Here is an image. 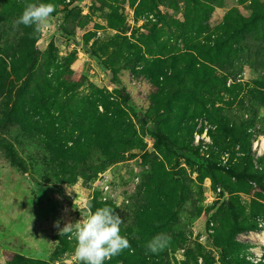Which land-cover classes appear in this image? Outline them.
<instances>
[{
    "label": "rangeland",
    "instance_id": "rangeland-1",
    "mask_svg": "<svg viewBox=\"0 0 264 264\" xmlns=\"http://www.w3.org/2000/svg\"><path fill=\"white\" fill-rule=\"evenodd\" d=\"M257 1L42 0L54 12L35 34L33 71L31 51L17 45L32 28L14 26L18 11L2 16L0 264H82L54 223L105 204L134 251L104 264H264V175L249 178L264 154V21L251 33L234 27L238 15L264 9ZM219 39L239 50L231 75L215 66L217 49L205 54ZM167 54L195 57L211 80L201 86L175 72L184 64L164 63ZM157 127L177 155L160 145ZM164 179L182 181L187 199L161 230L149 189ZM134 207L144 215L128 228ZM237 225L257 229L233 236ZM158 233L170 240L154 254L146 244Z\"/></svg>",
    "mask_w": 264,
    "mask_h": 264
},
{
    "label": "trees",
    "instance_id": "trees-1",
    "mask_svg": "<svg viewBox=\"0 0 264 264\" xmlns=\"http://www.w3.org/2000/svg\"><path fill=\"white\" fill-rule=\"evenodd\" d=\"M2 3V7L3 10H0V22L1 24L5 23V19L2 16H6V19L8 20L7 17H9V15H14L15 13H17L20 15L22 13V8H19L18 6V1L19 0H0ZM23 1V0H21ZM29 2H42V0H24V3H29ZM212 3V2H211ZM259 1L255 0L254 4H258ZM23 4V6L25 5ZM239 19L236 21H234V27L237 28L238 30L240 29L242 32L241 33H248V32H252L251 30L256 27L257 25H259L260 22L264 21V9H255L253 10L252 14L250 16L252 17H241L240 15ZM9 21V20H8ZM33 36V37H32ZM22 43L23 45H19L17 44L20 48H24L25 51H27L26 53H28V51H31L28 54V62L29 65L32 66V71L35 69V66L37 64V57L36 55V51L33 50V46L36 40L35 34H33V30L30 29L28 31L27 35H24V37L22 38ZM218 46L216 48H214L213 50H208L206 49L205 54L207 55L208 53L214 51L215 49H217L221 54L222 58L220 59V61L218 62V64H216L215 66L218 67L221 71H225V73H227L228 75H231V72L229 73V69L232 70L233 64V56H237L239 55V50L238 49H233V45L234 43L232 42V39H227V41H224V39H219L218 40ZM230 42V43H229ZM225 43V44H224ZM32 49H29L31 48ZM209 48V47H207ZM212 49V48H209ZM247 50L248 48L244 47L243 48V52H245V50ZM167 58L161 60V61H165L164 63H168L170 61H174V62H181L182 64H184V67L182 69H179L177 66H173V69L175 70V72L177 71H183L185 73H189L196 82L200 83L201 86H204L205 83H203V81H209L211 80L209 74L207 72H205L204 68H205V64H201V62L199 63L198 60L191 56L189 57L185 62L184 61H180L178 60L179 58H175L173 56H169V54L167 55H163ZM26 61V60H24ZM230 61V62H229ZM225 63L228 64V67L225 66ZM29 65L26 68V72H29ZM198 66H202V68L197 67ZM191 66V67H190ZM188 69H190L191 71H189ZM234 69V68H233ZM214 80H217V78L215 77ZM214 87H213V94L215 95V89L217 87V84L223 83V81L221 79H218V83H214L212 81ZM225 84V83H224ZM123 97L125 98V100H129L130 97L128 94H123ZM105 109L108 111V107L109 105H106L105 103H103ZM112 106H114V109L112 110V112L116 113L118 112V108L117 105L112 104ZM155 137L158 139V141L161 143L160 145L163 146L167 153L169 154H174L177 155L175 152V148L173 146V144H166L167 143V138L166 136L162 133L160 128H156L155 129ZM184 149L191 151L194 155H198L199 154V149H195L190 147L188 144H184ZM63 151V150H62ZM250 159V157L248 158ZM16 161V160H15ZM159 164V163H158ZM165 176L166 178H169V176L171 175V172L165 171ZM262 175H264V170L263 171H258L256 172V174H252L251 176H249L250 179H253L255 181H258L261 179ZM167 179L164 180H160L157 181V185L155 184V190L150 191L149 189V196L151 194L153 195V199L156 200V202L158 203V205L162 206V211H161V215L163 217V219L160 222H163L161 224V230L162 228H165L167 225V221L168 218H166V216L169 217V215L173 214L174 209L178 208V209H183V206L186 202V195H181L182 193V189L184 186V183H182V181L180 180H171V184H174V187L172 185L168 186L166 185V181ZM144 214L141 212V208H132L130 215H128L126 217V219L128 220V228L134 226L135 224V220L136 218H140L141 216H143ZM158 215V212H157ZM136 226V225H135ZM137 227V226H136ZM257 228L254 226H239L237 225L234 232H233V236L236 235H240L243 234L245 232H250V231H254ZM15 264V263H14Z\"/></svg>",
    "mask_w": 264,
    "mask_h": 264
},
{
    "label": "clouds",
    "instance_id": "clouds-1",
    "mask_svg": "<svg viewBox=\"0 0 264 264\" xmlns=\"http://www.w3.org/2000/svg\"><path fill=\"white\" fill-rule=\"evenodd\" d=\"M53 12L54 6L51 3H26L22 13L14 21V26L23 25L32 28L33 34H42L48 28ZM65 188L67 195L71 196L73 190L69 185ZM78 210L81 219L68 221L63 227L60 226V221H56L54 227L61 236L68 235L76 242L75 255L82 264H104L126 249L134 251L129 239L121 234V216L111 206L105 204L93 210L89 205L86 209ZM169 240L170 237L165 233H158L147 242L146 248L154 254L158 253L167 247Z\"/></svg>",
    "mask_w": 264,
    "mask_h": 264
},
{
    "label": "built area",
    "instance_id": "built-area-1",
    "mask_svg": "<svg viewBox=\"0 0 264 264\" xmlns=\"http://www.w3.org/2000/svg\"><path fill=\"white\" fill-rule=\"evenodd\" d=\"M263 156H264V154H262L261 151H259L258 154H257V156L255 157V160H256L255 162H256V164H257V167H258L261 171L264 170V161H263V162L260 161V158L263 157Z\"/></svg>",
    "mask_w": 264,
    "mask_h": 264
},
{
    "label": "bare ground",
    "instance_id": "bare-ground-1",
    "mask_svg": "<svg viewBox=\"0 0 264 264\" xmlns=\"http://www.w3.org/2000/svg\"><path fill=\"white\" fill-rule=\"evenodd\" d=\"M262 140H263V141H262V142H263V143H262V149H264V138H263ZM260 238H261L262 242L264 243V234L261 235Z\"/></svg>",
    "mask_w": 264,
    "mask_h": 264
}]
</instances>
